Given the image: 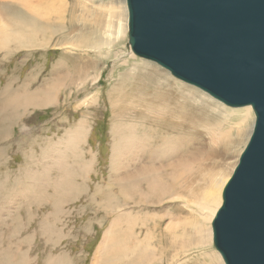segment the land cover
I'll use <instances>...</instances> for the list:
<instances>
[{"label":"rangeland","instance_id":"obj_1","mask_svg":"<svg viewBox=\"0 0 264 264\" xmlns=\"http://www.w3.org/2000/svg\"><path fill=\"white\" fill-rule=\"evenodd\" d=\"M64 2L62 11L57 12L59 0H0V23L9 25L6 28L11 35V40L0 47V263L6 254L12 264H218L211 255L218 252L213 240V252H208V247L189 249L195 243L189 229V235L186 232L177 242L166 237L170 242L166 254L162 244L153 246L155 234L164 231L168 222L167 218L161 221L164 212L171 211L175 219H194L180 203L170 199L157 203L156 196L148 190L155 181L153 171L135 176L131 163L142 154H147L143 167L150 168L148 163L156 161L153 153L160 141L154 137L148 153L149 142L143 135L149 129L160 140L169 134L166 129L143 123L139 117L153 103L155 81L162 78L138 69L140 61L147 60L129 56L128 30L110 49L66 50V43H77L74 39L78 33L75 30L65 36V25L79 29L81 22H88L89 14L83 18L84 7L79 4L85 3L83 0ZM88 8L96 12L90 5ZM73 11L77 21L71 16ZM148 62L159 70L157 74H167L171 81L192 87ZM135 67L139 71H133ZM97 75L99 79L94 83L91 80ZM42 88H49L51 93L45 103L33 97ZM161 96L157 111L160 116L166 113L167 104L171 113L179 114L177 101ZM86 97L91 98L82 103ZM171 101L173 105L169 106ZM184 112L188 118L206 120V113L197 105L186 104ZM236 120L232 118L230 122ZM207 123L215 124L217 132L221 130L220 120L210 118ZM223 128L229 127L224 124ZM201 133L206 143L205 132ZM124 137L128 147L134 146L114 160V146L122 148ZM248 139L249 134L229 153L233 166L230 176ZM183 143L188 144L187 139ZM133 149L137 153L133 154ZM225 152L216 158L209 156L207 166L218 167L220 159L226 158ZM122 158L127 161V170L122 167ZM163 179L161 184L171 183ZM157 223H161L160 228ZM109 231L110 236H106ZM144 238L141 246L139 242ZM181 240L186 244V253L174 260L172 256Z\"/></svg>","mask_w":264,"mask_h":264},{"label":"water","instance_id":"obj_2","mask_svg":"<svg viewBox=\"0 0 264 264\" xmlns=\"http://www.w3.org/2000/svg\"><path fill=\"white\" fill-rule=\"evenodd\" d=\"M132 53L229 108L249 139L211 222L224 264H264V0H125Z\"/></svg>","mask_w":264,"mask_h":264},{"label":"bare ground","instance_id":"obj_3","mask_svg":"<svg viewBox=\"0 0 264 264\" xmlns=\"http://www.w3.org/2000/svg\"><path fill=\"white\" fill-rule=\"evenodd\" d=\"M83 1L85 3L79 2V4L83 5L84 7L82 10L83 18L87 16V14H89V16L87 17L88 22L87 23L81 22L79 29H75L74 27H72V25H65L66 30L64 31V35L68 36L73 31L77 30L78 38L74 39V41L77 42L76 44L66 43L64 48L66 50L72 51L75 49L89 47L91 49L96 50V52H100L104 48L106 49L112 48L119 41V39H122L124 37L125 32L127 30V8L125 1L123 0H83ZM95 1H97L99 4H95ZM64 5H65L64 0H59V6L56 8L58 9L57 12H61ZM89 5L91 6L92 9L96 11L95 13L90 11V9L88 8ZM75 12L76 11H73L71 13V16L77 21ZM53 19L55 21L58 20L56 18ZM2 23L3 24L0 23V47L4 46V44L7 41L11 40L10 39L11 35L9 34V31L7 29L9 25H7L5 21H3ZM28 31H30L29 28ZM84 38H86V40ZM56 45L58 46V43ZM128 50L131 53V55L129 56L133 57L134 54L132 53L129 47ZM140 62L141 63H139L138 69L140 68L141 71H147L149 73L153 72L154 77H156L155 76L156 74L160 78H162V80L155 81L156 83L155 95H153L151 99L153 105L148 104L150 105V108L146 109L147 113H143L144 112L143 111L139 114L140 115L139 117H142L143 123L148 124L153 128L161 127L162 130L166 129L168 130L169 134H165L163 136L160 134V136H162L160 140V137L157 134H153L151 132L152 129L151 130L149 129L148 130L149 132L143 135V137H146L147 141L149 142V148L147 149L148 153H150V150L153 148L151 146V141H153V138L156 137L160 141V143H157L158 146L156 145L157 151L156 152L154 151L153 153L156 154L155 157L156 161H152L151 162L152 164L149 162L148 165L150 166V168H148L146 166L143 167V164H145L144 161L147 160L146 157L147 154L146 155L142 154L141 156L136 157L135 161L133 160V162L131 163H133V166L136 169V171H140V172L138 173L134 171V174L135 176L141 177L144 176V174H151V171H153V176H154L153 180H155L154 181L155 184L153 183L148 188V190L150 189L151 194L156 196L157 203H162L164 201H167L168 199L173 201L174 204L180 203L182 206H185L190 210L191 217L194 218L191 220L189 219L184 220V218L175 219L174 216H172L171 211L169 213L164 212L163 216H161V221H163L162 219L167 218L168 222L167 224L164 225L163 228L164 231H162L161 229V231H158L157 234L154 233L155 234L154 239H156L155 240L156 243L154 242L153 246L156 247L157 246L156 244H162L161 246L164 249V253L166 254V250H168L167 245L170 244V242L166 240V237H169V239L170 238L173 239L172 241L174 243L177 239H183L184 234L189 229L191 231V233L189 234L191 235L192 240L195 241V243L192 244L193 246L189 248L190 250H192L193 247L194 249L208 247L209 248L208 252H213V250H211L210 247V243L212 240L211 222L218 208L221 205L222 201L220 197V192L223 186L230 178L229 171L233 167L231 166L230 160L228 159L229 153L233 150V147L236 146L235 144L237 142H240L241 138H244L248 134L250 136L253 127V126L250 127V124L252 123L251 120L254 114L252 112L251 107L249 106L244 107L241 110L239 109L229 110L221 103L217 101L216 102L212 101L211 98L202 91L193 87L185 86L184 84H179V82L177 83L175 82V80L171 81L167 76V74L166 75L161 73L157 74L159 70H157L154 66L149 64V62L148 63L147 61L146 62L140 61ZM138 69H136L135 67L133 71H139ZM97 77L98 75L94 76L91 81L95 83L99 79V77L98 78ZM50 94L51 93L49 92V88H42L39 89V92L36 93V95H34L33 97H38L36 98L38 99V101L45 103L46 101L50 100ZM161 95H166L171 100L177 101L178 107L180 109L179 114L174 112L171 113V109L169 110L167 104L165 108L166 113H163L162 114L163 116H160V114L157 111L161 106V101H162L160 99L162 98ZM90 98L91 97L84 98L82 103L88 102ZM28 99L29 98L27 97V100ZM171 104L172 101L169 104V106ZM186 104L192 105L194 107L197 105L199 109L202 110V113L204 114L206 113L205 114L206 120L204 119L201 120L199 118L192 119L191 117L188 118L186 113L184 112V108ZM43 105L44 104H42V106ZM210 118H212L214 121L220 120L222 122L221 123L222 127H220L221 130L218 129L219 132H217V129H215V124H213L212 126L211 123H207L209 122ZM232 118H236L237 120L234 122H230V119ZM224 124L228 125L229 128L227 130L223 128ZM78 128L77 129L80 130L82 126L79 125ZM231 130L235 131V133L231 134L230 132ZM115 131L117 132V130ZM201 131L205 132L204 135L206 136L207 139L206 143L203 141L204 136L202 135ZM127 137L123 138L124 146L121 145L122 148L121 147L117 148L116 146H114L115 147V149H113L115 150L113 151L114 160L115 158L116 159L118 157L120 158V152L122 153L124 151L125 153L127 149L133 148L134 146L133 144L129 145L128 147L127 143H125L124 139H126ZM144 139L145 138H143V140ZM186 139L189 145L188 144L183 145L185 144L183 142ZM138 142H141V140L139 141L138 139ZM181 142L183 144H181ZM205 147L208 149L205 150ZM138 148L137 151L140 149ZM137 151H134L133 149L132 153L133 154L134 152L137 153ZM222 151H226L224 153L226 155V158L220 159L218 167H214V168L208 167L207 162L210 160L209 156L216 158L217 156H221ZM124 153L123 156L125 155L124 157L126 156L128 157V155H126L127 152L126 154ZM157 158H163V159L165 158V160L161 161ZM121 161H122V167L124 168L126 166L125 163H127V161H125L124 158H122ZM129 161H131V159H129ZM141 168L142 170H137ZM126 174L127 173H125V175ZM124 176H122L121 174L122 178ZM165 177L171 183L169 184L165 183V185L161 184L160 181L164 180L163 178ZM207 179L210 180L208 185H206ZM206 189H208V191L207 194L205 195ZM200 194L202 195V197L198 199L197 196ZM193 198L194 200H189ZM176 212L178 211L176 210ZM157 224L155 225H157L160 228L161 223H157ZM140 233H142L141 229L138 233V235L141 237ZM110 234L111 233L109 231L106 234V236H110ZM145 234H147L148 236L151 235L149 231H146ZM186 234L189 235L188 232ZM147 235H144L145 238L147 237ZM145 238L142 241H140L141 243L139 242L141 246L143 245ZM149 238L150 241H152L151 240L152 238L148 237V239ZM203 239L206 240V246ZM148 244L150 246L149 240H148ZM153 246H151L152 249L154 248ZM172 247L173 244L170 247L171 250L173 249ZM185 247H186L185 242L181 240L180 245L177 247L178 250L177 251L175 250V255L172 256L173 257L172 259L174 260H176L177 258L179 259V256L181 254H185L186 253ZM216 253H212L211 255L217 258L218 264H223L222 262L223 260L220 254L218 252ZM9 255L12 254L9 253ZM2 257L4 258L2 260V263L0 264H12L10 260H6V258H8L6 254L5 256L3 255ZM13 264H19V263L14 262Z\"/></svg>","mask_w":264,"mask_h":264},{"label":"crops","instance_id":"obj_4","mask_svg":"<svg viewBox=\"0 0 264 264\" xmlns=\"http://www.w3.org/2000/svg\"><path fill=\"white\" fill-rule=\"evenodd\" d=\"M1 222V221H0Z\"/></svg>","mask_w":264,"mask_h":264}]
</instances>
